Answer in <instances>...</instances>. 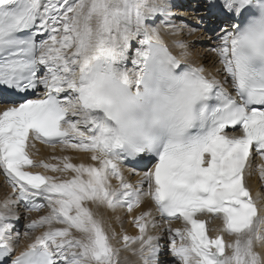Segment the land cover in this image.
Instances as JSON below:
<instances>
[{
    "label": "snow or ice",
    "instance_id": "obj_1",
    "mask_svg": "<svg viewBox=\"0 0 264 264\" xmlns=\"http://www.w3.org/2000/svg\"><path fill=\"white\" fill-rule=\"evenodd\" d=\"M178 7L0 0V264H264L247 186L264 181V0H203L197 23ZM37 142L86 162L36 161ZM21 206L47 210L23 233ZM121 211L138 235L112 227Z\"/></svg>",
    "mask_w": 264,
    "mask_h": 264
},
{
    "label": "bare ground",
    "instance_id": "obj_2",
    "mask_svg": "<svg viewBox=\"0 0 264 264\" xmlns=\"http://www.w3.org/2000/svg\"><path fill=\"white\" fill-rule=\"evenodd\" d=\"M179 1L180 0H175L176 3H178ZM196 37H197V35L189 37V40L192 41L193 39H196ZM165 40H166V42L170 43L171 38L165 36ZM196 52L201 54L200 51H196ZM129 66H131V65H129ZM2 108L3 107H0V111L2 110ZM53 155L71 156L72 161L74 163L86 162V158H85L84 154L76 153V152H73L71 150L61 151L59 146L56 148L55 151H53L50 147L37 142L36 148L32 150V156L34 157V160H36V161H41L44 159L48 163H55L56 161H53L50 159V157ZM260 163H264V161H261L258 157H256L254 160V167H255V165H258ZM31 171H34V172L40 171V173H42V174L49 173L48 171H46L43 168L31 169ZM1 173L2 172H0V203H2L5 199L9 198L12 194L11 187L7 184L5 176ZM52 175H58V174L52 173ZM248 179H250L249 181L251 183H253V185H256L257 188H264V181L261 180L258 171H254L253 175L248 177L247 180ZM257 195H258V198H261V200L259 201L260 205L264 206V198L259 193H257ZM150 207L153 208V210H154V205H151V203L148 202V203L142 205L140 209L134 210V212L131 215H138L141 211L148 210V208H150ZM19 210L21 211V213H24V209L22 206L20 207ZM46 212H47V210H45L44 212H33L26 217H29L31 219H38L40 215H44V214H46ZM104 214H105V216L110 215L109 213H107L106 210H105ZM119 215L121 216V218L123 220V225L121 226L120 222H116V223L112 224V227L115 228V230L121 234L123 232H127L129 235H138V230L130 222L129 214H127L124 211H121L119 213ZM15 223H16L17 229L21 233H23L26 230L25 226L27 225V223H29V220L24 221V218H21L19 221H16ZM181 226L182 225L179 222H173V227H181ZM152 232H153V234H158L160 232V230L159 229H153ZM216 233L217 232H215L214 234H216ZM30 242L31 241L29 238L21 236L20 248L23 249V247ZM123 255L128 257L130 264H140L138 256L132 255V253H130V252L123 253Z\"/></svg>",
    "mask_w": 264,
    "mask_h": 264
},
{
    "label": "rangeland",
    "instance_id": "obj_3",
    "mask_svg": "<svg viewBox=\"0 0 264 264\" xmlns=\"http://www.w3.org/2000/svg\"><path fill=\"white\" fill-rule=\"evenodd\" d=\"M203 0H180L177 4L180 5L176 9L178 13L183 14L187 20L192 21L194 23L200 22L199 18L201 16H207L208 13L205 11L204 8L200 7ZM209 27L207 22L204 23V27L201 29L199 33H197L196 39H193L192 41H196L197 39L211 35L210 32H206V29ZM191 41V40H190ZM211 45L205 43L203 40H201L200 43L196 44V51H200L201 54L204 53L205 49L207 47H210ZM214 59V57H213Z\"/></svg>",
    "mask_w": 264,
    "mask_h": 264
}]
</instances>
